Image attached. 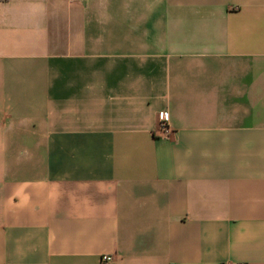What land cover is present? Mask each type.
Here are the masks:
<instances>
[{
    "label": "crops",
    "instance_id": "1",
    "mask_svg": "<svg viewBox=\"0 0 264 264\" xmlns=\"http://www.w3.org/2000/svg\"><path fill=\"white\" fill-rule=\"evenodd\" d=\"M240 263L264 264V0H0V264Z\"/></svg>",
    "mask_w": 264,
    "mask_h": 264
},
{
    "label": "built area",
    "instance_id": "2",
    "mask_svg": "<svg viewBox=\"0 0 264 264\" xmlns=\"http://www.w3.org/2000/svg\"><path fill=\"white\" fill-rule=\"evenodd\" d=\"M157 129L161 136H167L170 132V127L167 123L166 112L164 109L159 110L157 113ZM100 258L103 260H108L111 258V256L109 254H102Z\"/></svg>",
    "mask_w": 264,
    "mask_h": 264
}]
</instances>
